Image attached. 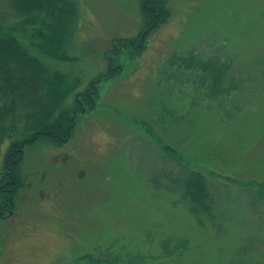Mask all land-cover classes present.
I'll return each instance as SVG.
<instances>
[{
    "label": "rangeland",
    "instance_id": "374dc122",
    "mask_svg": "<svg viewBox=\"0 0 264 264\" xmlns=\"http://www.w3.org/2000/svg\"><path fill=\"white\" fill-rule=\"evenodd\" d=\"M75 2L73 60L45 62L80 78L77 93L93 81V105L62 146L19 151L18 176L0 184V264H264V0H168L148 33L141 0ZM180 57L230 65L223 91L171 68ZM18 136L0 142V172ZM180 161L212 184L205 228L176 187Z\"/></svg>",
    "mask_w": 264,
    "mask_h": 264
},
{
    "label": "trees",
    "instance_id": "16d2710c",
    "mask_svg": "<svg viewBox=\"0 0 264 264\" xmlns=\"http://www.w3.org/2000/svg\"><path fill=\"white\" fill-rule=\"evenodd\" d=\"M141 9L147 33L170 17L168 0H141ZM78 20L79 8L75 0H0V142L19 135L6 154L4 169L0 172L2 185L10 177L18 176L19 151L26 144L46 139L62 146L73 133L72 114L82 111L84 102L93 105V81L83 92L77 93L82 84L80 78H71L45 62V58L60 62L73 60L67 51L73 43ZM135 42L130 41L131 44ZM216 61L180 57L174 58L170 66L183 74L203 73L201 78L212 85L214 94H218L223 91L221 87L230 65ZM169 74L166 77L175 78L172 72ZM235 88L234 83L227 90ZM74 94L73 107L66 108V101ZM18 147L21 149L17 150ZM168 153L177 158L178 153L172 148ZM179 167L181 176L176 187L187 201V210L197 225L205 228L206 221L215 214L212 184L202 171L191 169L182 161ZM233 181L239 184L237 180ZM18 187L16 183L6 184L4 191L16 192L14 188L17 190ZM250 192L255 196L257 206L262 202V192L257 189ZM7 193L3 206L9 204V198L13 196L12 192ZM182 244L180 240L168 256L176 255ZM85 259V264H115V259L110 258L87 256Z\"/></svg>",
    "mask_w": 264,
    "mask_h": 264
},
{
    "label": "flooded vegetation",
    "instance_id": "af4514ba",
    "mask_svg": "<svg viewBox=\"0 0 264 264\" xmlns=\"http://www.w3.org/2000/svg\"><path fill=\"white\" fill-rule=\"evenodd\" d=\"M10 183V182H9Z\"/></svg>",
    "mask_w": 264,
    "mask_h": 264
}]
</instances>
